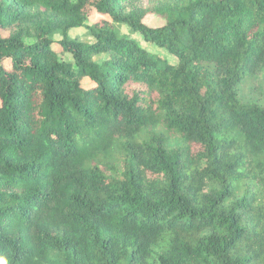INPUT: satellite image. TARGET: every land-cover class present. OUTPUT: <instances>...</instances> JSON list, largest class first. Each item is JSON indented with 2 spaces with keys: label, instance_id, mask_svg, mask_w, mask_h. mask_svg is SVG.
<instances>
[{
  "label": "trees",
  "instance_id": "obj_1",
  "mask_svg": "<svg viewBox=\"0 0 264 264\" xmlns=\"http://www.w3.org/2000/svg\"><path fill=\"white\" fill-rule=\"evenodd\" d=\"M263 71L264 0H0V261L264 264Z\"/></svg>",
  "mask_w": 264,
  "mask_h": 264
},
{
  "label": "rangeland",
  "instance_id": "obj_2",
  "mask_svg": "<svg viewBox=\"0 0 264 264\" xmlns=\"http://www.w3.org/2000/svg\"><path fill=\"white\" fill-rule=\"evenodd\" d=\"M100 20V17L97 15H94L91 17L88 22L86 23L87 26L93 25L94 23L98 22ZM143 22L145 25H147L150 28H157L164 24V20L157 17L154 14L146 15V17L143 19ZM120 33L129 36L131 39L136 41L140 46L145 48L146 50H149L150 52H153L155 54H159L164 56L166 59L170 61V63L174 64L176 61L170 57L169 55H163V50L152 47L143 42L140 36L130 33L129 29L125 26L120 27ZM69 36L72 39H76L80 42L92 44L94 40L90 37V34L86 28H79L69 31ZM55 39H60L58 35L55 36ZM160 50V51H158ZM105 56L98 55L94 57V60L97 62H100L103 60ZM61 59L65 60L66 62L71 61V57L69 55H64L61 57ZM239 92L242 94L245 101H261L264 102V71L261 72L259 75H257L254 78H249L248 80H245L239 89Z\"/></svg>",
  "mask_w": 264,
  "mask_h": 264
},
{
  "label": "clouds",
  "instance_id": "obj_3",
  "mask_svg": "<svg viewBox=\"0 0 264 264\" xmlns=\"http://www.w3.org/2000/svg\"><path fill=\"white\" fill-rule=\"evenodd\" d=\"M0 264H4V262L3 261H0Z\"/></svg>",
  "mask_w": 264,
  "mask_h": 264
}]
</instances>
